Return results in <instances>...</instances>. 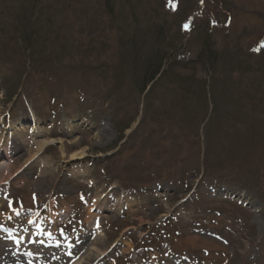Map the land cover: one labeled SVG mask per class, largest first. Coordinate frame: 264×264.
<instances>
[{
    "label": "rangeland",
    "instance_id": "rangeland-1",
    "mask_svg": "<svg viewBox=\"0 0 264 264\" xmlns=\"http://www.w3.org/2000/svg\"><path fill=\"white\" fill-rule=\"evenodd\" d=\"M13 31L39 41L21 81ZM262 45L264 0H0V264H264ZM233 52L246 73L223 78ZM226 77L243 92L205 112Z\"/></svg>",
    "mask_w": 264,
    "mask_h": 264
},
{
    "label": "trees",
    "instance_id": "trees-1",
    "mask_svg": "<svg viewBox=\"0 0 264 264\" xmlns=\"http://www.w3.org/2000/svg\"><path fill=\"white\" fill-rule=\"evenodd\" d=\"M13 34L16 35V37H18V40H20L22 44H24L23 48L21 49L23 59L21 60V62H18L19 63L18 64L12 58L9 59L7 57V59H9L8 65L11 67L12 70H14L13 73L16 76L15 79L17 81H21L22 80L21 78L23 76H26V74H27V71H26L27 59H28L29 71H32V70L40 71L39 68H41V66L39 63L36 62V60H35L36 56L34 55V54H36L35 51H37V50H35L34 46H33V50H31L32 49L31 44H33L35 41H37V42H39V41H38V38L35 36V34H36L35 31H13ZM7 37H8V35H7ZM203 44L205 45L204 48H208V46H209L208 38H205L203 40ZM43 45H45V44H43ZM27 46L30 47L29 51L26 49ZM8 47L9 46H4V47L1 46L0 52L5 51V50H6L5 52H7ZM93 47H95V46H93ZM209 53L210 54L208 55V57H206L205 54L204 55L199 54L197 57V61L201 62L203 68L210 72L211 69L217 68V67L215 68V65H217L216 64L217 61L219 62V57L216 55L215 52L212 53L211 50ZM37 54H38V51H37ZM158 55L159 54L148 55V57L145 59V61L143 63L142 72L138 76V78L136 79V82H138V81L140 82L139 87H138L140 94H142V92L145 89V86L149 83V81L153 80L158 74L160 75V73L162 71L163 58L160 55L159 56ZM236 57H237L236 53L233 52V57L228 63L225 62V60H224L225 65L228 66V68L225 67V69H228V70L225 72L223 78L225 76L230 75L234 71H236L240 74L246 73V70H244V71L242 70L243 60L241 58L236 59ZM70 69H76V68H70ZM9 71H10V69H9ZM47 71L48 72L43 74L44 76H47L49 74L50 75L56 74L62 78L60 71L56 67H51L50 65H47ZM10 72L12 73V71H10ZM62 80H63V78H62ZM239 80H241V78L237 79L236 84H233L230 82V77H226L223 81L217 80V82L215 84H218L220 89L218 91H215V85L213 86V84H210L209 96H208L207 92H205L206 89H205V85H204V89H205L203 92L204 94L201 95L202 98L200 96L199 99L201 98L202 103L205 104V107H204L205 112H207V109H211V111L213 110L212 107L210 108V104H212V106H218L217 100L218 99H224L226 94L229 96L227 105L230 106L233 103V97L235 99L237 97V95L239 93H241V91H242V89L240 88V85H239ZM241 81H243V80H241ZM54 82L57 83L56 80H54ZM9 83H10V81H9ZM207 101H208V103H207ZM260 109H261V107H260ZM233 118H234V116H233ZM233 120H235V119H233Z\"/></svg>",
    "mask_w": 264,
    "mask_h": 264
},
{
    "label": "bare ground",
    "instance_id": "bare-ground-1",
    "mask_svg": "<svg viewBox=\"0 0 264 264\" xmlns=\"http://www.w3.org/2000/svg\"><path fill=\"white\" fill-rule=\"evenodd\" d=\"M40 146H41V144L39 145L38 149L40 148ZM28 147H29V148L31 147L30 143H29ZM19 148H20V147H19ZM15 149H16V147H13V146H12L10 149H7L8 151H7L6 149H1V148H0V153H4V151H5V152H11V151H14ZM29 156H30V155H29ZM34 224H35V227H38V228H37V232H36V234H37V235H40L41 232H42V222L39 220V221L35 222ZM93 228H94V227H93ZM84 233H85V234H84ZM88 233H89V232H88V231L86 230V228H85L83 231H80L79 234H77V235H78L79 237H82V234H84V235H83V238H87L86 235H87ZM55 234H56L55 231H53V232H52V231H51V232H50V231H46V232H45V236H46L45 238H42V239H41V238H38V239H35V240H39V241L42 242V243H46V242L50 243L51 241H50V239L48 240L47 237H48V236H55ZM32 235H33V233H32ZM87 236H88V235H87ZM73 237H74V236H73ZM57 242H58V241H57ZM95 244H96V245H95V247H94V249H95V250H94V254H95V255H98V254L101 252V250H99V248H100V247L102 248L104 244H103V242L101 241V239H96ZM4 248H5V249H4ZM4 248L0 246V251H1L2 253L4 252V250L8 249L7 247H4ZM7 251H10V250L8 249ZM28 256H31V255L28 254ZM92 257H93V255L88 254V256H87V257H84V258H85L86 261H88V263H91L92 261L96 260V259H95V256H94L93 258H92ZM79 263H80V262H77V263H74V264H79Z\"/></svg>",
    "mask_w": 264,
    "mask_h": 264
},
{
    "label": "snow or ice",
    "instance_id": "snow-or-ice-1",
    "mask_svg": "<svg viewBox=\"0 0 264 264\" xmlns=\"http://www.w3.org/2000/svg\"><path fill=\"white\" fill-rule=\"evenodd\" d=\"M169 2H170V4H171V0H169ZM172 6H173V9H174L175 6H174V5H172ZM185 27H187V26H185ZM262 47H264V45H262Z\"/></svg>",
    "mask_w": 264,
    "mask_h": 264
}]
</instances>
